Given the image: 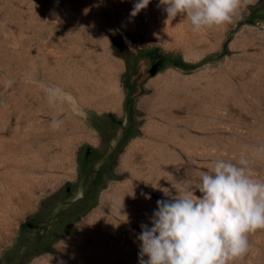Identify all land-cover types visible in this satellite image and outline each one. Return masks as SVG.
I'll use <instances>...</instances> for the list:
<instances>
[{"label": "rangeland", "instance_id": "obj_1", "mask_svg": "<svg viewBox=\"0 0 264 264\" xmlns=\"http://www.w3.org/2000/svg\"><path fill=\"white\" fill-rule=\"evenodd\" d=\"M135 2L0 0V264H139L160 189L241 155L264 179V0L199 33ZM100 151L93 201L53 228ZM249 241L235 264H264V230Z\"/></svg>", "mask_w": 264, "mask_h": 264}, {"label": "clouds", "instance_id": "obj_2", "mask_svg": "<svg viewBox=\"0 0 264 264\" xmlns=\"http://www.w3.org/2000/svg\"><path fill=\"white\" fill-rule=\"evenodd\" d=\"M151 0H136L131 16L146 9ZM168 21L187 20L192 31L234 22L247 0H160ZM52 102L59 89H48ZM63 121L53 120L58 129ZM264 154V146L253 148L251 157ZM178 184L183 192L157 200L149 224H141L137 239L139 264H235L250 251L249 236L264 230V179L257 176L249 155L233 162L218 159L201 171L193 186L189 177ZM200 195H197L196 193ZM151 199L150 196H146ZM62 243L63 241H59ZM51 255V254H50Z\"/></svg>", "mask_w": 264, "mask_h": 264}, {"label": "crops", "instance_id": "obj_3", "mask_svg": "<svg viewBox=\"0 0 264 264\" xmlns=\"http://www.w3.org/2000/svg\"><path fill=\"white\" fill-rule=\"evenodd\" d=\"M95 155L93 156V158L95 156L98 157L97 162L99 164L95 163H91V160L89 159H82L81 164H80V176H81V186H70L68 187L65 192H64V199H63V203H66V207H65V211L60 212L56 219L55 222L53 224V228L57 227V230L61 231V232H65L68 230L69 224L73 219V215L74 213H76L77 211H81L83 209V204L82 207L80 208H76L75 206L72 207H67L70 204V199L72 198L73 195H76L75 198L73 199H78V202H83L84 203H88V202H92L93 201V192H91V189H86L85 188L90 185V182L93 179L98 178V174L97 172L94 174V168H96L99 170L101 167V156H102V152H95ZM97 170V171H98ZM101 177V175L99 176V178ZM98 178V179H99ZM74 202V201H73ZM62 206V205H61ZM77 209V210H76ZM85 209V208H84ZM78 213V212H77ZM73 214V215H72ZM76 215V214H75Z\"/></svg>", "mask_w": 264, "mask_h": 264}, {"label": "bare ground", "instance_id": "obj_4", "mask_svg": "<svg viewBox=\"0 0 264 264\" xmlns=\"http://www.w3.org/2000/svg\"><path fill=\"white\" fill-rule=\"evenodd\" d=\"M187 35V34H186ZM188 36H190V35H188ZM204 36H206V34H204ZM191 37V36H190ZM193 39V38H192ZM108 125V124H107ZM9 206V205H8Z\"/></svg>", "mask_w": 264, "mask_h": 264}]
</instances>
